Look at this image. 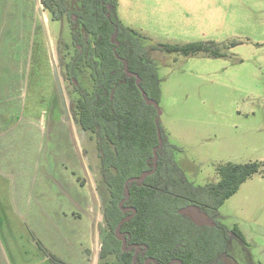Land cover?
Returning a JSON list of instances; mask_svg holds the SVG:
<instances>
[{
  "label": "rangeland",
  "instance_id": "374dc122",
  "mask_svg": "<svg viewBox=\"0 0 264 264\" xmlns=\"http://www.w3.org/2000/svg\"><path fill=\"white\" fill-rule=\"evenodd\" d=\"M114 7L157 68L159 122L186 178L203 185L219 180L221 164L260 163L218 208V225L194 226L187 213L186 223L174 217L185 224L188 245L220 249L224 226L228 255L238 264H264V0H115ZM69 41L66 17L52 20L41 0H0V87L7 84L12 97L0 99V112L8 113H0V249L15 264H37L35 254L44 256L38 264H55L51 255L81 264L87 252L91 264H104L96 250L103 230L90 234L85 204L95 194L106 205L109 192L95 140L69 110L75 94L62 76ZM190 42L221 55L151 48ZM88 73L80 70L86 87ZM5 94L0 88V98ZM88 168L95 186L81 187L75 176L87 179Z\"/></svg>",
  "mask_w": 264,
  "mask_h": 264
},
{
  "label": "trees",
  "instance_id": "16d2710c",
  "mask_svg": "<svg viewBox=\"0 0 264 264\" xmlns=\"http://www.w3.org/2000/svg\"><path fill=\"white\" fill-rule=\"evenodd\" d=\"M114 3L115 0H79V5L70 8L68 0H41L52 20L66 17L68 21L71 51L64 61L62 76L75 94L69 110L81 130L95 140L101 177L109 192V201L102 209L103 235L98 257L104 264H145L150 258L153 261L148 264H238L225 252L228 237L224 226L220 249L213 242L195 245L199 248L194 251L185 238V224L176 222L174 217L179 215L186 223L182 215L187 213L194 226L218 225V208L260 169V163L221 164L217 166L219 180L203 185H193L186 178L158 121L162 137L159 143L154 122L156 109L146 100L159 103L161 79L157 68L133 31L120 24ZM157 47L184 55L198 51L221 55L203 42L158 44L151 48ZM83 67L88 68L90 87L80 78ZM128 72L136 73L139 81ZM153 148L157 163L154 173L142 181H129V195L124 199L125 181L153 168ZM190 205L207 219V215H212L211 224H197L190 212L182 211ZM132 213L119 227L125 248L131 246L123 250L115 228ZM232 230L243 238L235 227ZM50 258L55 264H66L52 255Z\"/></svg>",
  "mask_w": 264,
  "mask_h": 264
},
{
  "label": "crops",
  "instance_id": "0c3cea01",
  "mask_svg": "<svg viewBox=\"0 0 264 264\" xmlns=\"http://www.w3.org/2000/svg\"><path fill=\"white\" fill-rule=\"evenodd\" d=\"M6 87H7V84H2V87H0L2 90L6 91V94L3 95L0 98L1 100H3V102H8L12 98L8 94V91H7ZM3 116L8 117V113L6 111H4V112L2 111L1 117H3ZM85 165L80 166L83 171H84ZM94 171H95V169L94 170L90 169V168L87 169V172L85 174V175H87V177H86L87 179H85V177H84L83 179L79 180L80 179L79 176L78 175L75 176V178L78 180V182L81 185V187H85V185L88 187V185L90 184V181L93 182V184L96 183V179H95L96 178V173ZM73 173L76 174L75 171H73ZM94 186H95V184H94ZM85 205H86L85 206V208H86L85 209L86 210L85 211L86 212V216H87V218L89 220V223H90L89 232H90V234L92 233L94 235V233L96 232V229L98 230V228H100L99 226H101V224H100L101 220L100 219H101V216H102V214L99 213V212L96 214V216H95L94 213H95V211H96V209L98 207L99 208H103L105 205H103L99 199H96L95 194H93L90 197V201L89 202L87 201ZM35 245L38 247V249L40 248L37 244H35ZM10 248L12 250L11 246H10ZM0 250H1L0 264H15L14 260H15L16 257H14L13 255L8 254L7 252H4V250H2V249H0ZM96 250L99 252L100 249L97 247ZM87 253L88 254H85V257H84V255L82 256L83 259H85V260H83L81 264H91V261L89 260L90 252H87ZM42 258H43V261H44V256L42 257L41 255H36L35 254L34 262H36L38 264V263L41 262ZM20 261H22V260H20Z\"/></svg>",
  "mask_w": 264,
  "mask_h": 264
},
{
  "label": "water",
  "instance_id": "95a60500",
  "mask_svg": "<svg viewBox=\"0 0 264 264\" xmlns=\"http://www.w3.org/2000/svg\"><path fill=\"white\" fill-rule=\"evenodd\" d=\"M59 70V69H58ZM125 70H126V67H125ZM129 75H134L135 76V81L138 82L139 81V76L136 74V73H130L128 72ZM60 81L62 82L63 79H62V76H60ZM141 90V89H140ZM141 92L143 93V90H141ZM148 103H152L156 109V116L154 118V122L155 124L157 125V129H156V133H157V136H158V139H159V143L161 144L162 143V137H161V134H160V128L158 127V121H159V117H160V114H161V111H160V108L158 106V102H156L155 100L153 99H146ZM153 152H154V165H153V168L149 171H145L141 174V176H138V177H130L128 178L125 183H124V189L126 191V196L124 199H126L129 195V191H128V188H127V184L129 181H133V180H138V181H142L145 179L146 176L154 173L155 169H156V166H157V163H156V152H155V148H153ZM124 199L120 202V204L124 201ZM123 210H126L127 208L126 207H122ZM182 211H188L191 213L193 219L195 220V222L197 224H202V223H205V224H211V221L209 219H207L204 215H202L198 209L195 207V206H186L184 208H182ZM133 212L135 213L136 211L133 210ZM129 214L127 216H125L124 218H122L120 220V222L117 224L116 228H115V233L118 237H120L122 239L121 241V247L123 248V250H128L130 248V246L126 247L125 248V237L122 233L119 232V227L121 225V223L124 221V220H128L130 217L133 216V214ZM102 217V216H101ZM100 249V248H99ZM136 255V253H135ZM135 255L133 257V261H134V258H135ZM149 261H153V259H149ZM181 264V263H180Z\"/></svg>",
  "mask_w": 264,
  "mask_h": 264
},
{
  "label": "flooded vegetation",
  "instance_id": "af4514ba",
  "mask_svg": "<svg viewBox=\"0 0 264 264\" xmlns=\"http://www.w3.org/2000/svg\"><path fill=\"white\" fill-rule=\"evenodd\" d=\"M130 248H131V246H130ZM130 248H129V249H130ZM129 249H128V250H129ZM148 262H149V259H147V260L145 261V264H148Z\"/></svg>",
  "mask_w": 264,
  "mask_h": 264
}]
</instances>
